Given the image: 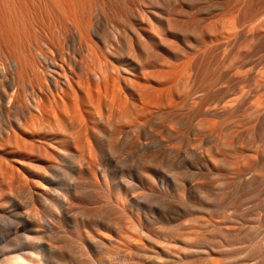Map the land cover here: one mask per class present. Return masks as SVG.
<instances>
[{
  "label": "bare ground",
  "instance_id": "bare-ground-1",
  "mask_svg": "<svg viewBox=\"0 0 264 264\" xmlns=\"http://www.w3.org/2000/svg\"><path fill=\"white\" fill-rule=\"evenodd\" d=\"M27 1L0 0V264H92L95 247L106 264H238L239 245L189 237L212 222L209 209L202 221L198 204L180 211L159 191L172 174L166 154L209 167L199 142L226 93L237 106L246 98L242 82L256 71L244 75L246 48L234 45L248 33L258 42L263 17L214 1L200 10L199 0H35L58 28L37 38ZM222 43L236 49L229 84L199 95L181 74L189 53ZM181 102L187 120L200 117L182 135L184 154L169 136ZM193 173L173 185L194 189Z\"/></svg>",
  "mask_w": 264,
  "mask_h": 264
},
{
  "label": "rangeland",
  "instance_id": "rangeland-1",
  "mask_svg": "<svg viewBox=\"0 0 264 264\" xmlns=\"http://www.w3.org/2000/svg\"><path fill=\"white\" fill-rule=\"evenodd\" d=\"M31 1H27L28 6L31 5V9L28 11V14H30L29 18L33 21L32 23L29 19L30 21L28 22L31 25L28 26L30 28H28V31L32 30L30 34L32 33L31 35H34V37L38 36L37 38H46L49 32L51 34V30H53L52 34H54V31L58 29L54 27L56 25L53 22L54 20H50V25L54 23L55 25L53 27L56 30L51 28L52 25H49L50 18L49 15L45 17L47 15V13L45 15L46 11L44 12L43 9L44 13L40 11V7H38L40 0H36L39 3L35 2V0L32 1V3H36H34L35 5L38 3L36 7L35 5L33 7ZM189 1L184 3L189 5L187 4ZM191 1L195 3L194 0ZM204 2L203 0H199L196 6L200 10L202 7L203 10H207L205 5L209 8L212 2L220 3V5L231 3V6L227 5L229 7L239 5L241 6V12H235L234 15L244 16L245 20H248L249 14L251 13L250 10L252 8L250 9V7L254 6V11L264 19V0H204ZM142 3L146 6L144 1ZM192 3L190 2V4ZM192 5L195 6V4ZM224 5L223 7H226ZM32 8H35L33 11L38 8L39 13L42 12V16L38 12L33 13ZM222 10H219L220 13ZM31 13L32 15L34 14L35 21ZM220 13L217 16L224 18L223 13H221L222 15ZM37 14H39V18ZM42 17L47 18V20ZM44 21L48 25H45L43 23ZM216 22H214L216 24L214 25L220 28V24ZM104 30L106 31L107 28ZM261 31L259 32L261 35L263 34V37L260 35L261 37H259L260 40L258 42H253L252 35L246 33L248 36L250 34V36H242L238 39L237 44L234 45L236 46L235 48H237L238 44L246 48L244 71L247 74L244 73V75L247 76L252 68L256 71V73L249 74L250 76L246 77L242 82L241 86H244L247 91L246 98L237 106L236 104L225 102L230 98L226 96L228 94L226 93L222 106H227V109L223 110L220 105L221 108L219 107L218 109L220 112L217 110L216 116L211 117L214 125L213 128L206 135L202 136V138L201 135L194 136L195 138L197 137L195 142H199L198 137L201 140L203 139V142L201 140L199 142L201 143L200 146L197 143V145L193 143L195 149L198 150V146L201 147L200 149L203 147L205 149L203 145H206V143H208L207 146L209 145L212 148L209 150L206 146V149H202L200 152L203 153V157L205 158L207 154H210L209 167L202 164L199 158L194 160V165L190 162L187 167L179 158L173 161L172 157L166 154L165 158L167 161L164 164V169H166V173L172 174H169L168 178L170 180L165 191H159L161 201L164 199L169 200L180 211L191 210L194 202L198 204V216L202 221L205 217L201 211L205 210V208L209 209L208 214L212 218V222H209L207 225L204 224L202 227H197V229L189 233V237L192 241L196 242V245L214 246L227 245V243L229 245H239V256L241 255L240 257L242 258L238 261L239 263L240 261L242 262L240 264H264V31L263 29ZM50 34H48V37ZM133 42L134 44L137 43L135 40ZM230 45L225 43L217 44L209 47L208 51L206 49L203 51L199 47V49L201 48L199 51L197 48L195 53L194 51L189 53L191 56L190 63L184 66V71L182 70L183 73L181 72V74L185 78H190L189 75L191 76V80H189L192 81V84L198 85H194V87H199L196 90L199 95H204L208 91L216 95L219 92L218 89H224L229 84V79L224 75L227 73L228 66L235 61L237 56L236 49L233 48L232 44ZM188 59V57H184V61ZM134 79L136 80L135 77ZM230 94H232V91H229L228 96ZM186 104L181 102L176 107L174 105V108L177 109L174 110L172 115L177 117V120L180 118L179 121L181 123L177 124L178 130L174 127V130L176 129V135L172 133L169 135L173 138L170 140L171 147H175L179 152L181 151V154H184L185 148H187L186 138H183L186 134L185 130L187 128H193L196 121L200 119V117H195L187 120L188 105L187 108H184ZM174 113L178 114V116ZM177 133H179L180 137ZM159 134L161 138H164V134ZM176 136L178 137L176 138ZM197 150L198 155L199 151ZM205 151L207 153H204ZM199 155L198 157H200ZM211 155L214 156L213 160L211 159ZM173 172L180 178L174 175ZM190 173H193L197 182L194 189L181 190L182 187L177 188L173 185L172 177L174 175L178 179H182L181 186L186 187L185 183ZM223 236L226 237L227 241L223 239ZM252 246H256V248L250 252ZM243 247L244 251L242 249ZM97 249L99 250L98 247H95V252L92 254V257L95 259L94 261L92 258V264H106L101 256H99L100 254L97 252ZM215 259L221 264L220 256L218 257L217 255ZM217 261L216 264H219Z\"/></svg>",
  "mask_w": 264,
  "mask_h": 264
}]
</instances>
